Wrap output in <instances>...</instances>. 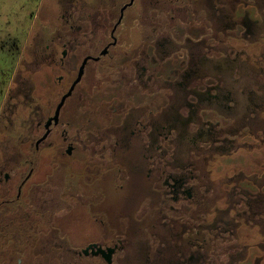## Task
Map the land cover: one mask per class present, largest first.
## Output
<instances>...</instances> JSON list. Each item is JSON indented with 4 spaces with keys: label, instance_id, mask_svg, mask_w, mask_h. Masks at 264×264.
Returning <instances> with one entry per match:
<instances>
[{
    "label": "flooded vegetation",
    "instance_id": "1",
    "mask_svg": "<svg viewBox=\"0 0 264 264\" xmlns=\"http://www.w3.org/2000/svg\"><path fill=\"white\" fill-rule=\"evenodd\" d=\"M209 1L0 0V264L21 263L29 253L22 255L18 249L50 240L69 249L53 256L30 250L33 262L129 264L132 256L141 258V243L127 239L136 223H128L97 199L103 193L97 181L121 174L124 178L114 182L121 187L131 177L123 167L139 148L144 149L145 136L160 130L157 124L162 119L163 128L172 126L170 116L162 117L176 93L168 84L169 75L210 37L232 48L237 59L247 55L256 67L260 64L264 76V0ZM242 12L245 24L240 16L233 25L225 24ZM78 78L56 120L63 95ZM258 84L254 87L264 88ZM200 110L203 123L214 124L208 117L218 114V106ZM238 116L237 108L233 119ZM248 121L250 127L256 125L246 134L254 144L239 142L233 161L240 163V147L254 152L246 160L243 183L258 188L237 200L231 191L227 208L218 204L210 215L204 214L213 225L231 210L235 222L258 230L264 239V93L253 102ZM220 128L224 131L226 126ZM171 133L156 145L157 154L142 182L148 186L146 209L153 201L156 212L167 216L166 227L183 223L176 211L187 216L192 208L204 205L201 185L210 183L194 178L192 171H173L167 157H187L192 150L176 143ZM49 154L53 170L38 177ZM57 172L62 183H49ZM193 185L202 190L197 198ZM53 199L61 204L49 205ZM192 227L196 233L203 231ZM253 247L259 249L255 258L264 262V241Z\"/></svg>",
    "mask_w": 264,
    "mask_h": 264
},
{
    "label": "rangeland",
    "instance_id": "2",
    "mask_svg": "<svg viewBox=\"0 0 264 264\" xmlns=\"http://www.w3.org/2000/svg\"><path fill=\"white\" fill-rule=\"evenodd\" d=\"M209 2L215 4L217 0ZM209 8L211 17L216 21L215 12H213L215 10L211 6ZM243 16V12L237 13L236 17L233 15L227 18L225 24L233 25L238 22V17L241 23L245 24ZM216 25L215 28H217ZM244 29L243 27V31ZM216 33L218 38H222ZM218 44L210 37L198 49H193V56L183 63H178L177 71L169 75L168 84L176 93L175 97L167 102L168 106L164 108L162 117L170 116L172 126L163 128L162 119L157 124L160 130L156 128L150 138L145 136L144 149L139 148L136 156L131 158V155L128 166L125 164L126 167H123L126 169L124 173L131 177L122 181L121 187L118 186L119 183H114L124 178H121V174H117L116 179L110 174L96 183L97 188L103 191L101 196H96L97 199L110 208L114 214L123 215L128 223L137 225L133 227L136 230L128 232L127 239L134 245L139 241L143 253L138 259L130 257L129 264H264L262 260L260 262L259 258H255V255H259V249L251 248L254 243L264 241L258 230H246L243 222H235L231 210L226 211L222 219L213 225L208 224L205 218L207 216L204 214L207 212L210 215L218 204L227 208L229 199H231L229 197L231 191L234 193L232 197L237 200L240 194L243 195L245 192L255 191L258 188L254 183H243L245 177L243 170L249 167L246 160L254 155V152L240 147L237 154L241 157L240 163L233 161L235 156L233 152L239 142L245 146L254 144L253 138L246 134L253 131L256 125L252 124L253 127H250L248 117L253 109V102L263 97L264 88L254 87V85L259 82L258 85L264 87V76L260 74L261 68L259 70L258 67L260 64L256 67L247 55L237 59L232 48H228L226 44ZM177 53L178 51L174 55L176 58L179 57ZM145 84H148L147 80ZM161 85L163 88L164 84ZM259 88L262 90L256 92L255 89L260 90ZM209 105L218 106V114L212 113L208 117L214 124L203 123L200 118L201 107ZM237 108L241 118L238 116L239 118L233 119ZM217 121L220 123H215ZM222 125L226 126L224 131L220 128ZM211 126L212 128H209ZM171 130L170 137L174 138L176 143L188 144L192 150V154L187 157L178 154L175 157H167L172 164L173 171L183 170L184 173L192 171L194 178L197 177L210 183L201 185L206 203L192 208L187 216L183 215L184 211H176L177 216H182L183 223L167 226L170 228L168 229L163 224L165 219H168L167 216L163 214V211L156 212L153 201L149 205L150 209L148 210V207L146 209L145 205L148 202L146 198L149 196L148 186L147 183L142 182L157 154L156 145L162 143V137ZM159 131L163 134L160 135ZM134 141L136 140L133 139L132 142ZM218 146L220 149H217ZM44 158V161L48 160V162H44L45 165L40 169L38 177L53 170L52 155L49 154ZM217 161L222 166L217 163L218 165L211 170L212 165ZM207 163L210 166L208 168ZM73 168L76 170L75 166ZM228 172L238 174L229 176ZM57 173L59 176L51 178L49 183H62V177L59 172ZM235 180L242 181V183H221ZM158 186L164 189L161 183H158ZM191 190L194 197L202 194V190L196 185H193ZM208 203L209 206H207ZM48 204L58 206L61 201L53 199ZM215 204L217 205L214 206ZM126 216L128 218H125ZM241 218L250 220L248 216L246 218L241 216ZM64 219L66 220V217ZM136 219H140V223H137ZM155 223L157 228L153 227ZM172 224H174L173 219ZM191 224L196 229L203 228V231L201 229L199 233H196L194 227H190ZM205 229L207 230L204 231ZM67 249L69 248L62 243L56 244L53 240L34 248L18 249L22 255L26 252L29 255L26 260L23 259L17 264H38L33 262L35 259L29 257L32 255L30 250L35 251L39 256L40 254L53 256L57 253H65Z\"/></svg>",
    "mask_w": 264,
    "mask_h": 264
},
{
    "label": "water",
    "instance_id": "3",
    "mask_svg": "<svg viewBox=\"0 0 264 264\" xmlns=\"http://www.w3.org/2000/svg\"><path fill=\"white\" fill-rule=\"evenodd\" d=\"M79 78H80V77H79ZM79 78L74 82V84L72 85L71 89H70L66 94L63 95V97H62V99H61V102L59 103L58 108H57V110H56V114H55V119H56V120H57V118H58L60 108H61L62 105L64 104L66 98L72 93V90H73L75 84L77 83V81L79 80Z\"/></svg>",
    "mask_w": 264,
    "mask_h": 264
}]
</instances>
